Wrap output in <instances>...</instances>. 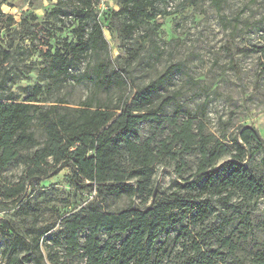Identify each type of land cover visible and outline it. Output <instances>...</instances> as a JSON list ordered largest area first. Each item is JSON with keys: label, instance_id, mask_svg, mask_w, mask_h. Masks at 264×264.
Returning <instances> with one entry per match:
<instances>
[{"label": "rangeland", "instance_id": "obj_1", "mask_svg": "<svg viewBox=\"0 0 264 264\" xmlns=\"http://www.w3.org/2000/svg\"><path fill=\"white\" fill-rule=\"evenodd\" d=\"M73 3L0 0V47L12 54L3 63L10 73L3 89L15 79L7 92L13 98L24 101L29 89L40 85L41 105L64 99L70 106L84 102L115 106L153 85L152 109L169 99L166 115L203 123L207 134L224 143L245 126L254 127L264 140V0H222L220 6L212 0H166L158 6L159 15L140 23L133 33L123 16L114 15L121 0H100L94 12L106 45L77 62L71 69L73 78L53 82L43 72L51 63L46 53L75 42L78 28L73 16L64 18L54 11L70 12ZM138 129L142 141L157 131L150 122ZM256 158L251 166L261 176L264 152ZM188 159L193 168L195 156ZM21 174V168H11L3 178L14 183ZM72 176L64 169L48 181L31 183L22 203H0V264L7 263L6 253L15 239L27 241L33 257L39 239L44 264H84L82 251L74 255L67 251L65 223L84 214L98 194L77 188ZM176 179L174 164L158 166L156 188L166 190ZM214 201L216 208L204 223L192 226L185 221L181 224L185 229L157 241V264H205L207 259L215 264H244L264 250V196L238 193L229 205ZM129 204L123 196L93 208L116 214ZM80 242L84 243V235ZM27 253L20 248L21 257Z\"/></svg>", "mask_w": 264, "mask_h": 264}, {"label": "trees", "instance_id": "obj_2", "mask_svg": "<svg viewBox=\"0 0 264 264\" xmlns=\"http://www.w3.org/2000/svg\"><path fill=\"white\" fill-rule=\"evenodd\" d=\"M63 1L74 2L72 10L54 12L64 18L73 16L78 24L77 39L53 54L46 53L51 63L43 72L53 82L73 78L71 69L77 62L106 45L94 12L100 0ZM221 1L212 0L216 6ZM165 2L121 0L114 15L123 16L133 33L140 23L154 20L159 15L158 6ZM262 54L264 57V49ZM11 56L10 50L0 47V203L20 204L31 183L45 182L64 169L71 170L77 188L98 194L84 214L65 223L67 251L70 255L82 251L84 264H157V241L185 229L181 227L185 221L192 226L204 223L216 208L214 198L229 205L238 193L250 198L264 196V174L257 175L251 166L257 154L264 152V140L254 127H242L228 144L224 143L207 134L203 123L166 115L165 108L172 102L169 99L152 109L153 85L143 88L132 101L122 100L115 106H94L93 102L70 106L64 99L41 105L40 85L29 89L27 99L18 101L7 93L15 79L3 89L10 74L3 63ZM261 66L264 72V58ZM144 122L154 124L157 131L142 141L138 127ZM193 156L192 168L188 158ZM161 164H174L177 174L166 190L155 186ZM260 164L264 168V158ZM11 168L22 169L14 183L3 178ZM187 172L190 175L185 177ZM123 196L130 204L119 213L93 208L107 203L108 198ZM100 235L107 237L105 242ZM30 246L15 239L6 253V264H29L32 259L35 264H44L39 239L33 246L35 257ZM20 248L27 249L24 257L19 255ZM199 248L196 243L198 254ZM205 264L215 262L207 259ZM244 264H264V250L252 254Z\"/></svg>", "mask_w": 264, "mask_h": 264}]
</instances>
